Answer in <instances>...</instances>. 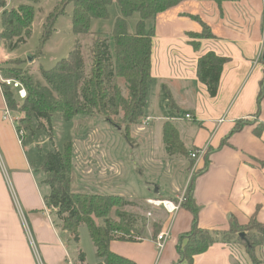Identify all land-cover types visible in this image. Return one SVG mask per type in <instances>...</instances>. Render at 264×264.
<instances>
[{
	"label": "crops",
	"instance_id": "obj_1",
	"mask_svg": "<svg viewBox=\"0 0 264 264\" xmlns=\"http://www.w3.org/2000/svg\"><path fill=\"white\" fill-rule=\"evenodd\" d=\"M14 2L8 0L6 7L21 4ZM115 7L118 6L114 2L109 7L114 20L120 15ZM134 15L127 19L130 33L135 32L139 20ZM94 21L97 20L91 22L90 30L95 31L99 27ZM151 26L154 36L145 117L131 131L135 135L160 137L153 113L161 106L165 114L158 120L173 124L187 152L207 149L205 157L195 163L188 155H168L164 145V153L182 161L186 171H190L192 162L199 170L192 180L197 225L208 232L213 243L193 257L192 264H239L238 257L242 264H251L239 235L228 230L232 222L245 225L254 215L259 223H264V95L259 107L257 103L264 79V0H185L148 20L146 27ZM203 28L211 34L210 38L195 36ZM18 47L10 51L0 40V79H12L6 69L10 62L22 61L20 55H13ZM208 52L227 59L213 98L196 74L198 59ZM152 84L154 93L150 95ZM2 85L0 80V264H79L77 246L72 245L71 237L55 224L45 207L43 199L49 194V187L45 184L47 190H41L34 178L27 153L35 143L19 142L15 126L3 118L8 109L10 117L20 120L19 114L8 108ZM11 90L20 102L16 91ZM240 121L246 124L231 133ZM101 127L98 130L108 135H115L118 130L103 121ZM87 129L82 138L86 149L83 148L81 170L72 159L73 189L117 196L129 205L137 198L143 205L148 198L174 199L183 191L184 188L165 197L159 189L153 196H139L131 190L122 192V163L110 154L115 139L90 138L92 129ZM28 135L25 132L24 137ZM76 148L77 143L73 142V153ZM146 209L149 210L147 206ZM192 218L186 207L172 217L154 209L150 219L158 224L157 234L169 233L162 250L157 249L155 236L148 228L144 238L132 242L114 240L109 249L135 264H177L178 248L186 241L180 240L191 229ZM248 235L259 237L257 232ZM255 256L264 260V244L256 247Z\"/></svg>",
	"mask_w": 264,
	"mask_h": 264
},
{
	"label": "trees",
	"instance_id": "obj_2",
	"mask_svg": "<svg viewBox=\"0 0 264 264\" xmlns=\"http://www.w3.org/2000/svg\"><path fill=\"white\" fill-rule=\"evenodd\" d=\"M7 1L0 0V40L12 51L26 43L30 37L38 0H26L27 4H19L10 9L6 7ZM183 1L185 0H60L45 18L43 43L51 35L55 21L65 14L68 5H72V33L76 37H84L90 34L93 20L108 19L109 7L114 2L120 15L115 19L111 32L113 49L111 51L108 39L96 36L91 49V70L86 75L77 41L69 55L58 61L53 68L46 70L40 67L44 85L33 82L27 76L28 70L17 67L22 61L10 62L6 71L12 79L23 84L26 97L19 102L11 87L3 84L1 89L8 108L22 115L19 120L21 129L32 133L36 125V130L48 128L51 135V119L54 114L62 116L65 122L97 116L104 123L120 130L130 142L132 127L139 125L145 117L147 87L151 78L150 57L154 27L147 28L146 22ZM134 14H138L139 20L135 32L130 33L127 19ZM195 36L210 38L211 34L203 28V32ZM34 57L37 58V55ZM226 62V58L213 52L206 53L197 61V79L205 85L212 98L217 95L222 67ZM118 80L125 88V95L118 86ZM263 84L264 79L257 97L258 107L264 95ZM245 124V121L237 122L231 133L238 132ZM49 140L52 141L51 138ZM162 140L168 155H188L172 123L163 124ZM72 159L71 141L64 144L62 151L52 150L45 154L41 172L44 175L43 183L49 187V194L43 199L46 209L75 244L79 243V227H87L95 248L97 264H135L111 252L109 243L114 240L132 242L144 238L146 221L140 219L141 222L138 223L136 216L120 211V208L129 205L123 198L73 189ZM183 207L191 211L193 218L191 229L181 237L180 242L184 239L186 241L178 248L180 259L177 264H192L193 257L204 253L213 243L208 232L197 225L198 209L193 203L192 181L186 189ZM112 216L119 221L112 222ZM95 219L102 220L103 224L97 225ZM151 228L156 237L158 226L153 225ZM250 232L258 233V242L251 240L248 235ZM228 233L243 235L238 237L239 243L244 247L251 264H264V260H258L255 256L256 247L264 244V223H259L255 215L245 225L239 226L232 222ZM77 258L80 264H85V256L81 251Z\"/></svg>",
	"mask_w": 264,
	"mask_h": 264
},
{
	"label": "rangeland",
	"instance_id": "obj_3",
	"mask_svg": "<svg viewBox=\"0 0 264 264\" xmlns=\"http://www.w3.org/2000/svg\"><path fill=\"white\" fill-rule=\"evenodd\" d=\"M59 1L60 0H38V3L35 5L31 35L26 43L20 45L18 50H15L16 52L13 54L14 56L20 55L22 60L20 66L23 70H28L27 76L30 77L33 82H38L43 85L45 84V81L39 72L40 67L46 70L53 68L58 61L69 55V53L75 48L77 41L80 44L86 75L89 74L91 70V49L96 36L108 39L111 51L113 49L111 32L115 21V15L109 13L108 19L94 21L95 23L93 24H98L99 28H97V30H90V34L87 36L76 37L73 35L71 29V4L66 7L65 14L55 21L51 35L43 43L42 37L45 18L53 11ZM14 3V5L19 3L27 4V1L16 0ZM8 8L10 9V7ZM115 8L118 12V7ZM134 16L139 18L138 14H135ZM34 55H37V58H35ZM117 83L122 94L125 95L126 91L122 82L118 80ZM154 87L155 86L152 84L150 95L154 93ZM164 111L165 110L159 106V108L153 113L154 117H157L154 120L156 129L160 127V137L155 136L154 134L151 135L152 137L147 136L146 134L135 135L133 131H130V142L125 139L122 132L119 130L114 131L115 135H108L103 130L99 131L98 128H102V120L97 116L86 117L88 119L81 118L74 119L71 122H65L62 116L54 114L51 119V124L53 126L51 135L48 128L36 130V125H34L33 132L29 133L28 136L22 137L21 142L24 143V145L31 142L35 143L32 150L27 153V157L30 160L34 172V178L37 184L40 185V189L47 190V186L43 183L44 175L41 172V166L45 154L52 150L62 151L64 144L69 141L77 143V151L74 149L75 153H73V160L74 163L78 164V169H82L84 165L82 156L85 155L84 149H86L84 148L85 143L82 142L84 141L82 138H84L88 127L92 129V132H90V138L115 139V148H111L110 154L115 155V157L122 163L121 173L123 176L122 181L124 182L122 192L131 190L139 196H153L154 191L159 189L160 195L165 197L173 195L175 191L185 188L189 182L190 171H186V167L182 166V161L177 162L175 158L169 157L164 153L161 129L163 122L162 120H158L164 117ZM19 116L20 118L22 117L20 114ZM49 138H51V142ZM80 181H82V179ZM94 181H97V179ZM83 183L89 187H93L90 186L92 184L88 181H83ZM86 190L87 189L83 191L88 192ZM134 200L136 202L132 203V205L120 208V211L136 216L138 223H140V219H144L143 216H145V213L148 210L146 209V206L141 203L142 201H140L139 198ZM53 219L55 224L59 227L60 224L57 222V219L54 216ZM111 220L112 222L119 221L118 218L114 216H112ZM145 221V231L146 228L151 230L153 225L158 226V224L152 223V219H147ZM95 222L97 225L103 224L102 220L95 219ZM78 234L79 243L75 245V242H73L71 238V241L73 242L72 245L74 247L77 246L76 248H78V252L81 251L84 254L86 264H96L97 258L95 248L91 242L87 227L81 225ZM251 240L258 242V238L256 237H252Z\"/></svg>",
	"mask_w": 264,
	"mask_h": 264
},
{
	"label": "built area",
	"instance_id": "obj_4",
	"mask_svg": "<svg viewBox=\"0 0 264 264\" xmlns=\"http://www.w3.org/2000/svg\"><path fill=\"white\" fill-rule=\"evenodd\" d=\"M2 84L7 85L11 87V89H14L16 91L17 98L19 100H23L26 97V90L23 86V84L15 79H0ZM4 119H9L10 122H12L13 126H15V131L17 134V137L19 139V142H21L22 137H24L25 132L18 127V119L10 117V111L8 109L5 110L4 113ZM186 119H190L189 115L185 116ZM149 118H146V121H149ZM207 149L202 148L199 150H192L188 152V157L193 162H197L200 159H203L206 155ZM197 167L192 166L189 173V182L187 183L186 187L183 189V191L174 199H158V198H148L144 201L145 205L149 208V210L145 213V218L150 219L153 216V210L154 209H160L162 210L166 215L172 217L174 216L183 205V202L185 201V193L186 189L189 186L191 180L193 179L194 175L197 172ZM169 236L168 232H160L155 237V245L157 249L160 251L164 248L165 242ZM238 263L242 264V260L240 258H237Z\"/></svg>",
	"mask_w": 264,
	"mask_h": 264
},
{
	"label": "water",
	"instance_id": "obj_5",
	"mask_svg": "<svg viewBox=\"0 0 264 264\" xmlns=\"http://www.w3.org/2000/svg\"><path fill=\"white\" fill-rule=\"evenodd\" d=\"M262 60L264 61V47H263V51H262ZM239 236H243V235L240 234Z\"/></svg>",
	"mask_w": 264,
	"mask_h": 264
}]
</instances>
